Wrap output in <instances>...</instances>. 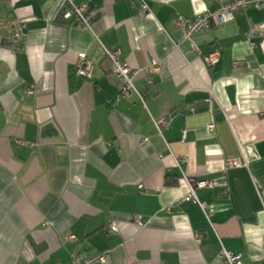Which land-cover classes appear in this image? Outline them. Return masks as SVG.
I'll list each match as a JSON object with an SVG mask.
<instances>
[{"label":"crops","instance_id":"crops-1","mask_svg":"<svg viewBox=\"0 0 264 264\" xmlns=\"http://www.w3.org/2000/svg\"><path fill=\"white\" fill-rule=\"evenodd\" d=\"M146 1L143 17L136 0H72L87 29L62 20L64 0H0V264H222L221 248L264 264V7L185 39L179 16L230 0ZM103 48L156 65L134 80L142 101L118 99Z\"/></svg>","mask_w":264,"mask_h":264},{"label":"built area","instance_id":"built-area-1","mask_svg":"<svg viewBox=\"0 0 264 264\" xmlns=\"http://www.w3.org/2000/svg\"><path fill=\"white\" fill-rule=\"evenodd\" d=\"M138 1L139 14L143 17H147L151 14L150 9L147 5L146 0ZM249 4L254 5L256 8L264 7V0H230L222 3L219 9L215 12H207L195 15L191 18L179 16L175 21V26L183 33L184 38L188 39L193 33L200 32L210 28L214 24H225L233 20L234 13L245 9ZM94 18V13L89 11L85 5H76L72 0H64L62 20L76 23L83 28L90 29V22ZM103 52L111 64L113 73L120 78L121 86L119 90L118 99L129 98L132 94H135L141 101L143 100L142 95L136 90L134 85L135 78L143 73L147 74L149 83H152L151 76L156 73L157 67L155 64H151L145 69H133L128 65L124 64L120 60V51L103 48ZM218 59V53H212L204 57L205 64L213 66ZM76 71L79 76L90 78L91 77V65L85 60L84 55H78L76 63ZM169 120L168 116L162 117L158 120H154V125L157 131L160 133L161 127L164 126ZM147 143V139H143V144ZM17 144L25 147H33L34 144L19 140ZM226 169L240 168L244 164L239 160H228L225 164ZM195 187H212L210 181L201 180L195 183ZM194 187L191 185L190 193L185 200L195 199ZM201 206H203L201 204ZM169 209V208H168ZM133 222L136 225H143L141 217H133ZM117 231L115 224L111 223L106 231V235ZM66 241H73L75 237L73 235H67ZM195 241H199V237L195 238ZM109 258V252L101 253L95 257H90L83 253H73L68 264H106ZM219 258L222 264H243L241 256L221 248L219 252Z\"/></svg>","mask_w":264,"mask_h":264}]
</instances>
